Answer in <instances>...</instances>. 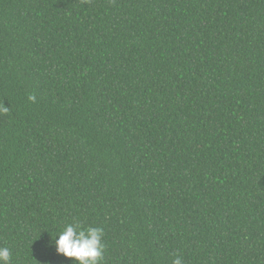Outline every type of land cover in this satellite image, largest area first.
I'll return each instance as SVG.
<instances>
[{
  "label": "trees",
  "instance_id": "16d2710c",
  "mask_svg": "<svg viewBox=\"0 0 264 264\" xmlns=\"http://www.w3.org/2000/svg\"><path fill=\"white\" fill-rule=\"evenodd\" d=\"M72 223L101 264H264V0H0V247L74 264Z\"/></svg>",
  "mask_w": 264,
  "mask_h": 264
},
{
  "label": "clouds",
  "instance_id": "9594fccd",
  "mask_svg": "<svg viewBox=\"0 0 264 264\" xmlns=\"http://www.w3.org/2000/svg\"><path fill=\"white\" fill-rule=\"evenodd\" d=\"M28 99L35 102L36 97L30 95ZM56 237L51 242L55 251L71 258L74 264H101L106 248L102 227L84 228L79 223L67 224ZM0 264H11V251L7 247H0ZM172 264H183L182 257L176 256Z\"/></svg>",
  "mask_w": 264,
  "mask_h": 264
}]
</instances>
